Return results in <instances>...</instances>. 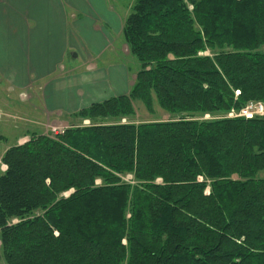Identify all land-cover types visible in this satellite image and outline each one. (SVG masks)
<instances>
[{
    "label": "trees",
    "instance_id": "16d2710c",
    "mask_svg": "<svg viewBox=\"0 0 264 264\" xmlns=\"http://www.w3.org/2000/svg\"><path fill=\"white\" fill-rule=\"evenodd\" d=\"M123 39L128 93L5 151V263L264 264V115H228L264 102V0H135Z\"/></svg>",
    "mask_w": 264,
    "mask_h": 264
},
{
    "label": "crops",
    "instance_id": "0c3cea01",
    "mask_svg": "<svg viewBox=\"0 0 264 264\" xmlns=\"http://www.w3.org/2000/svg\"><path fill=\"white\" fill-rule=\"evenodd\" d=\"M107 5V0H0V75L16 90H26L32 80H45L46 92L32 95V100L51 101V110L69 114L84 107L76 103L84 97L78 96L82 86L85 90L112 81L111 96L120 94L115 86L125 79L127 68L124 55L116 53L125 52L126 17ZM109 54L121 62L96 64ZM80 63L97 71H79ZM123 90L121 94L129 91Z\"/></svg>",
    "mask_w": 264,
    "mask_h": 264
},
{
    "label": "rangeland",
    "instance_id": "374dc122",
    "mask_svg": "<svg viewBox=\"0 0 264 264\" xmlns=\"http://www.w3.org/2000/svg\"><path fill=\"white\" fill-rule=\"evenodd\" d=\"M135 0H107V7H113L119 11L120 14L127 17L130 13L131 6ZM125 19V18H124ZM116 24V22H115ZM124 24V22H123ZM103 27V24L101 22ZM124 26V25H123ZM106 29V28H105ZM124 51H119L116 54L120 53L124 55V62L127 70L124 80H120V85L115 87L119 88L118 93H122L123 88L129 90L131 88V80L136 77L137 71L139 70V62L137 59L130 53L129 48L125 40ZM110 55V54H109ZM119 55V54H118ZM111 57L104 55L105 61L99 60L96 61L98 66H106V61L111 60L112 63L120 61L117 55L111 54ZM107 57V58H106ZM70 60V59H69ZM81 62V61H80ZM93 62V61H92ZM104 62V63H103ZM121 62V61H120ZM88 63V62H87ZM91 63V62H89ZM95 64V65H96ZM81 68L87 73H93L95 67L86 68L81 63L78 64ZM68 69V68H67ZM111 79V78H110ZM135 81V79H134ZM26 90H16L14 86L9 85L0 75V173L6 169V165L2 161V157L5 151L14 144H22L29 140L30 134L35 133H44L54 136L57 133H60L61 130L66 129L71 124V119H69V112L65 110L54 111L49 108L51 106V101L44 102L43 99L32 100V95L41 97L44 92H46L44 87L45 80L38 81L32 80ZM130 85V86H129ZM80 86V85H79ZM81 87V86H80ZM85 87V86H84ZM113 82H104L97 83L90 87H87L85 90L83 86L79 88L81 91L78 92V96H84L80 99H77V105L84 103V107L89 104L97 101H102L111 97ZM82 89L84 91H82ZM106 91V93H105ZM46 96V94H45ZM62 104L63 106V100ZM263 102V101H261ZM264 103V102H263ZM59 105V102L56 103ZM229 115V114H228ZM261 116V115H260ZM167 114H163L162 118H167ZM209 118V115H206ZM153 118L144 107H141V110L137 112V119H150ZM127 179H131V176H127ZM69 192H66L65 195H68ZM0 264H6L1 251V242H0Z\"/></svg>",
    "mask_w": 264,
    "mask_h": 264
},
{
    "label": "built area",
    "instance_id": "2783aa9c",
    "mask_svg": "<svg viewBox=\"0 0 264 264\" xmlns=\"http://www.w3.org/2000/svg\"><path fill=\"white\" fill-rule=\"evenodd\" d=\"M255 115H264V103L261 101H251L249 102L243 109H241L240 111H234L232 110L229 113L230 117H252ZM63 130H61V132H63Z\"/></svg>",
    "mask_w": 264,
    "mask_h": 264
}]
</instances>
